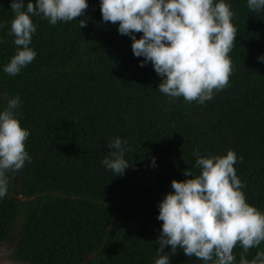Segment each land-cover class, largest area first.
Wrapping results in <instances>:
<instances>
[{
	"label": "trees",
	"instance_id": "trees-1",
	"mask_svg": "<svg viewBox=\"0 0 264 264\" xmlns=\"http://www.w3.org/2000/svg\"><path fill=\"white\" fill-rule=\"evenodd\" d=\"M25 6L28 0H24ZM218 3L219 0H216ZM77 21L51 25L33 16L35 60L16 76L4 66L16 52L8 35L14 13L0 0V93L20 96L21 124L32 157L9 173L0 198V245L24 264H155L162 221L158 204L201 156L235 151L247 202L264 211V11L226 0L238 28L229 86L204 104L171 100L158 90L151 63L132 51L118 23H104L100 0ZM87 19L80 28L79 20ZM142 33H137V39ZM7 101H0V111ZM127 141L130 166L115 175L102 161L107 144ZM155 158V166L152 161ZM264 250L253 248L251 259ZM171 252V247L164 249ZM241 249H234L239 261ZM171 264H203L182 249Z\"/></svg>",
	"mask_w": 264,
	"mask_h": 264
},
{
	"label": "clouds",
	"instance_id": "clouds-1",
	"mask_svg": "<svg viewBox=\"0 0 264 264\" xmlns=\"http://www.w3.org/2000/svg\"><path fill=\"white\" fill-rule=\"evenodd\" d=\"M247 7L262 12L264 0H247ZM88 8V0H28L26 6L24 0H11L14 18L8 35L14 38L16 52L3 71L16 76L35 60L37 53L29 47L37 31L33 16L56 25L77 21ZM100 11L104 23H118L119 34L131 38L134 56L143 57L140 66L151 63L161 78L158 90L170 102L183 97L189 104H204L229 86L236 70L229 54L238 28L226 0H100ZM78 22L80 28L87 26V19ZM137 33H142L139 39ZM258 60L264 62V56ZM2 100L7 103L0 111V198L7 194L8 174L32 161L26 150L31 132L19 118L20 96L0 93ZM107 147L114 151L103 165L124 175L130 166L124 157L127 141L117 137ZM193 154L198 174L186 169L184 175L190 178L173 179L174 191L158 204L157 218L163 223L155 241L159 245L155 264H171L178 249L203 264H237L236 248L241 249L238 264H264V250L248 258L251 249L264 243V211L247 202L243 191L247 185L234 167L242 157L231 149L226 155L201 156L198 150ZM168 246L171 252L164 251Z\"/></svg>",
	"mask_w": 264,
	"mask_h": 264
},
{
	"label": "rangeland",
	"instance_id": "rangeland-1",
	"mask_svg": "<svg viewBox=\"0 0 264 264\" xmlns=\"http://www.w3.org/2000/svg\"><path fill=\"white\" fill-rule=\"evenodd\" d=\"M12 252L10 245H0V264H24L13 261L11 258Z\"/></svg>",
	"mask_w": 264,
	"mask_h": 264
}]
</instances>
